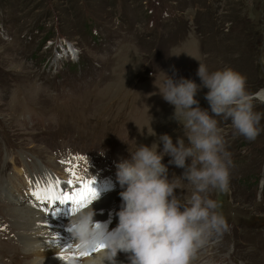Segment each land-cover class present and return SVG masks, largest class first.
Wrapping results in <instances>:
<instances>
[{
  "label": "rangeland",
  "instance_id": "rangeland-1",
  "mask_svg": "<svg viewBox=\"0 0 264 264\" xmlns=\"http://www.w3.org/2000/svg\"><path fill=\"white\" fill-rule=\"evenodd\" d=\"M199 62L243 74L262 119L248 141L216 117L234 166L229 190L210 196L227 229L192 264H214V254L226 257L215 264H264V0H0V264L31 261L15 235L28 202H8L11 185L31 195L36 181L67 182L72 168L117 200L118 221L116 163L136 144L183 137L155 82L166 74L200 84ZM207 91L196 99L210 110ZM169 159L184 198L192 185ZM64 211L58 218L72 215Z\"/></svg>",
  "mask_w": 264,
  "mask_h": 264
},
{
  "label": "clouds",
  "instance_id": "clouds-1",
  "mask_svg": "<svg viewBox=\"0 0 264 264\" xmlns=\"http://www.w3.org/2000/svg\"><path fill=\"white\" fill-rule=\"evenodd\" d=\"M197 75L200 84L166 74L160 84L155 82L164 101L174 106L172 119L182 126L183 137L174 143L165 133L151 146L136 144L130 158L116 163L121 188L116 229L106 234L94 222L91 206L72 213L67 226L71 245L79 253L106 249L97 264H118L119 252L127 254L128 264H192L208 238L227 229L220 205L210 196L212 191L229 190L234 166L216 117L230 120L236 134L255 141L262 114L255 110L246 77L232 67L210 71L199 62ZM202 88L208 90L210 110L201 108L196 99ZM165 156L170 157L169 165L184 169L182 177L192 185L190 195L176 194Z\"/></svg>",
  "mask_w": 264,
  "mask_h": 264
},
{
  "label": "bare ground",
  "instance_id": "bare-ground-1",
  "mask_svg": "<svg viewBox=\"0 0 264 264\" xmlns=\"http://www.w3.org/2000/svg\"><path fill=\"white\" fill-rule=\"evenodd\" d=\"M262 95L263 94H261V97L264 96ZM67 169H69V167ZM76 184L78 186L80 182H76ZM94 188L96 189V187ZM65 190L71 192L73 189L72 187H68ZM96 190L98 196L101 197L93 200L92 203H89L86 207H92L95 213L94 222L104 227L106 229V234H110L117 227V225L113 226V223L118 222L115 221L117 218L116 213H113V208L117 206L118 202L117 200L110 201L109 199H105V196H102L103 193L101 192L104 190V187H98ZM31 195H22L21 190L13 189L12 185L8 187V190H5V198L8 202L18 203L22 199H26L28 202V206H22L25 210L22 212V216H20L18 221L17 227L19 233H15V235L19 237V245L24 250L22 254L23 258H29L31 260L27 264H97L98 259L103 255L106 249L98 248L99 250L95 252L91 251V254L80 257V253L74 246L71 245V248H68V245L73 243V238L67 230L72 215L63 220L58 218V216L62 214L61 212L63 210L68 211L69 207L76 208L77 206L71 205V202L64 205L59 203L60 206H58L56 202L50 209H46L44 203L37 201L35 197ZM109 195L110 194H106V196ZM57 209L59 211H57ZM53 213H55V215H53ZM111 220H113L112 224L110 222ZM225 241L226 238H222L219 242L224 243ZM214 255V264L216 261L226 260L224 256ZM230 257L233 260L236 256L233 258L231 255ZM116 259L118 264H128L126 253L119 252Z\"/></svg>",
  "mask_w": 264,
  "mask_h": 264
},
{
  "label": "snow or ice",
  "instance_id": "snow-or-ice-1",
  "mask_svg": "<svg viewBox=\"0 0 264 264\" xmlns=\"http://www.w3.org/2000/svg\"><path fill=\"white\" fill-rule=\"evenodd\" d=\"M62 163H64L62 161ZM70 178L67 182H61L57 178L53 180L51 177L48 178L47 183L43 181H36L35 187L30 189L31 194L37 201L44 203L46 209H50L57 201L64 205L68 202H71V205H76V208L71 207V212L74 213L81 208L86 207L89 203H92L93 200L97 199L98 193L97 190L93 187L95 181H84L81 177L77 176L75 171L72 168H69ZM79 181L80 184L77 186L76 182ZM30 185L33 183L29 181ZM43 184V187L41 186ZM72 187V191L68 192L65 189ZM57 211H59L57 209ZM55 215V213H53ZM68 248H71V244L68 245ZM99 250L98 248L92 249V252ZM91 254L80 253V257L87 256Z\"/></svg>",
  "mask_w": 264,
  "mask_h": 264
}]
</instances>
